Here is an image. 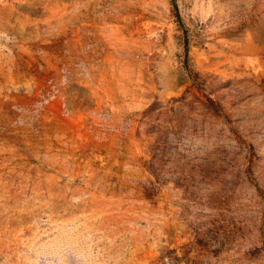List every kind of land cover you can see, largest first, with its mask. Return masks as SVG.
<instances>
[{
  "label": "rangeland",
  "instance_id": "obj_1",
  "mask_svg": "<svg viewBox=\"0 0 264 264\" xmlns=\"http://www.w3.org/2000/svg\"><path fill=\"white\" fill-rule=\"evenodd\" d=\"M0 0V264H264V0Z\"/></svg>",
  "mask_w": 264,
  "mask_h": 264
},
{
  "label": "trees",
  "instance_id": "obj_2",
  "mask_svg": "<svg viewBox=\"0 0 264 264\" xmlns=\"http://www.w3.org/2000/svg\"><path fill=\"white\" fill-rule=\"evenodd\" d=\"M175 2H176V0H173V2H172V5H173V8H174L175 14H176L177 18H178L179 20H181L180 15H179V13H178L177 5H176Z\"/></svg>",
  "mask_w": 264,
  "mask_h": 264
}]
</instances>
